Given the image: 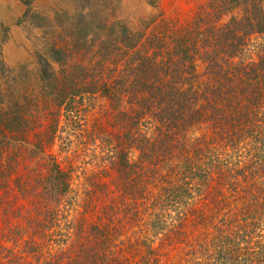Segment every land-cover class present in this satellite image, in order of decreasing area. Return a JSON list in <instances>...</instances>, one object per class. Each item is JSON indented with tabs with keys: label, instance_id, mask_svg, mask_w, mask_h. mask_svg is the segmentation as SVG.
Here are the masks:
<instances>
[{
	"label": "trees",
	"instance_id": "1",
	"mask_svg": "<svg viewBox=\"0 0 264 264\" xmlns=\"http://www.w3.org/2000/svg\"><path fill=\"white\" fill-rule=\"evenodd\" d=\"M69 1L0 60V264H264L263 0Z\"/></svg>",
	"mask_w": 264,
	"mask_h": 264
},
{
	"label": "rangeland",
	"instance_id": "2",
	"mask_svg": "<svg viewBox=\"0 0 264 264\" xmlns=\"http://www.w3.org/2000/svg\"><path fill=\"white\" fill-rule=\"evenodd\" d=\"M164 12L172 14L178 7L188 11L192 0H166L161 4ZM73 11L69 0H0V60L10 68L26 65L32 60L35 49L32 33L36 32L32 24H40V16L55 18L57 12ZM264 15V0L262 1ZM33 12L40 15L36 17ZM28 17L33 20L28 24ZM69 151L60 154L63 162H72L79 172L89 173L96 167L97 160L80 156L82 147L79 139L73 138ZM77 151V152H76ZM78 155V156H77Z\"/></svg>",
	"mask_w": 264,
	"mask_h": 264
}]
</instances>
